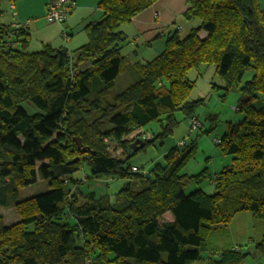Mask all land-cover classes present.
I'll return each instance as SVG.
<instances>
[{"label": "trees", "instance_id": "trees-1", "mask_svg": "<svg viewBox=\"0 0 264 264\" xmlns=\"http://www.w3.org/2000/svg\"><path fill=\"white\" fill-rule=\"evenodd\" d=\"M16 1L8 0L12 12ZM156 1L99 0L101 18L84 27L88 41L73 50L46 43L30 51L27 27L0 21V205L12 204L19 216L7 224L0 214V264H193L208 237L243 211L263 223L254 247L264 256V11L259 0H188L183 18L195 24L167 34L164 50L136 63L134 80L113 94L129 67L121 26ZM203 64L215 67L224 96L240 92L235 111L244 117L227 122L216 142L231 163L214 175L207 166L184 172L192 141L149 168L129 164L172 133L176 111L196 114L203 99H190L188 72ZM207 119L213 129L216 115ZM152 121L160 132L130 148L135 139L125 137ZM115 144L125 157L112 155ZM85 166L87 178L128 180L115 202L83 189L87 178L73 174ZM39 179L50 189L19 199L20 188ZM205 179L211 193L186 192ZM248 254L227 247L214 264H246Z\"/></svg>", "mask_w": 264, "mask_h": 264}, {"label": "rangeland", "instance_id": "rangeland-1", "mask_svg": "<svg viewBox=\"0 0 264 264\" xmlns=\"http://www.w3.org/2000/svg\"><path fill=\"white\" fill-rule=\"evenodd\" d=\"M2 7L7 9V1L2 3ZM0 21H4V16H1ZM183 24H189L190 21H186L184 18L180 21ZM11 24V23H10ZM13 25V22H12ZM186 28L183 30L185 34ZM30 48L29 50H33ZM126 73H122L117 81L115 88L111 93L115 94L124 89L130 84L134 78H126ZM250 71H248L244 80L248 79ZM188 77L191 80H195V85L190 93V99L202 98L203 102L196 107V114L186 118L184 113L180 110L175 112V116L178 119L177 125L174 127L171 134L161 138L157 137L153 144L148 145L144 150L132 155L128 161L129 164L136 165L138 167L149 168L154 163L160 161L164 162V156L174 146H177L183 139L186 142L181 146L185 147L190 142H195V152L193 157L187 162L184 167V172L197 173L204 167H208L212 175L222 169L227 163H231L232 155L225 154L221 150L220 146L216 144L219 142V138L226 130L227 122L238 123L243 119V114L237 110V102L240 97V92L237 90H231L224 96V89L219 86L222 85L221 79L215 72L213 65L203 64L199 69H191L188 72ZM224 96V97H223ZM215 114L216 119L215 127L210 129L212 120L207 119V115ZM196 116L200 122L201 128L197 130H191L188 120ZM143 129L139 128L126 136L127 140L143 139L148 140L153 138L154 135L160 132V124L157 121H152ZM205 130H208L206 133ZM202 131V132H200ZM133 140L132 143L135 141ZM216 141V142H215ZM110 152L112 155L121 158L125 157L124 148L118 144H115ZM131 148V144L129 146ZM87 166L73 174L74 177L86 179L89 173ZM103 180L109 177L101 176ZM98 180V179H97ZM95 181L94 177H89L83 183V189L88 190ZM126 179L111 178L109 184L104 186L106 196L111 202L116 201V193L126 183ZM196 188H202L205 192L211 193L212 183L209 179H205L200 183L192 182L188 186L186 192L189 193ZM49 180L39 179L36 183L21 187L19 190V199H25L27 197L37 195L48 191ZM0 214L3 215L7 224L13 223L19 219L15 207L11 204L6 206L0 205ZM263 223L253 217L249 211L238 212L232 222L225 226L220 225L207 241L203 244L201 259L195 261L193 264H214L219 257L221 250L227 247H240L241 251L249 252L246 257V264H264V256L255 251L254 243L262 235Z\"/></svg>", "mask_w": 264, "mask_h": 264}, {"label": "crops", "instance_id": "crops-1", "mask_svg": "<svg viewBox=\"0 0 264 264\" xmlns=\"http://www.w3.org/2000/svg\"><path fill=\"white\" fill-rule=\"evenodd\" d=\"M4 1H7L8 7L5 9L3 22L7 24L26 22V27L31 34L29 47L34 48L32 51L39 50L46 43H50L53 47H66L73 50L88 41L84 27L92 21L99 20L102 16V10L98 7L99 0H75V8L63 23L46 22L44 14L46 4L50 0H18L14 3L16 16L10 10V2ZM259 2L264 11V0H259ZM187 8L188 0H157L149 8L137 14L130 23L121 26L126 35L121 52L129 61V67L124 72H128L126 78H134L135 73L131 70H134L136 63L150 60L164 50L167 34L177 29L183 34L184 28L187 33L195 24L191 21L189 24L180 22ZM64 32H67V37ZM200 34L205 35L204 32ZM141 129L144 130V128ZM94 178L93 185L90 184L91 187L84 190L94 191L98 196H106L104 186L108 185L113 177L106 180L99 177ZM165 218L169 220L172 216L167 212Z\"/></svg>", "mask_w": 264, "mask_h": 264}, {"label": "built area", "instance_id": "built-area-1", "mask_svg": "<svg viewBox=\"0 0 264 264\" xmlns=\"http://www.w3.org/2000/svg\"><path fill=\"white\" fill-rule=\"evenodd\" d=\"M75 6V0H50L46 4L44 18L47 23H63L67 19L69 13L75 8ZM11 8L13 9L12 14L16 16L17 11L15 10V6L11 5ZM13 25L15 27H21L27 26V23L13 22ZM64 35L67 37V32H64ZM188 122L191 130H197L201 126V122L196 116L188 120ZM185 142L186 140L183 139L179 142V145L182 146ZM133 170L140 171L136 167H133ZM141 171L144 174L147 173V170Z\"/></svg>", "mask_w": 264, "mask_h": 264}, {"label": "water", "instance_id": "water-1", "mask_svg": "<svg viewBox=\"0 0 264 264\" xmlns=\"http://www.w3.org/2000/svg\"><path fill=\"white\" fill-rule=\"evenodd\" d=\"M76 141L78 143V146L81 147V145H82L81 140L78 138V139H76ZM145 144H146V141L139 138V139L135 140L133 143H131V148L133 150H138V149L144 147Z\"/></svg>", "mask_w": 264, "mask_h": 264}]
</instances>
